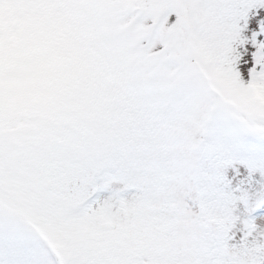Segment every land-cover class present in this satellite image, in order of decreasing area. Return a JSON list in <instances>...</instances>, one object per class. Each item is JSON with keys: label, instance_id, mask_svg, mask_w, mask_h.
<instances>
[{"label": "snow or ice", "instance_id": "6c2138e0", "mask_svg": "<svg viewBox=\"0 0 264 264\" xmlns=\"http://www.w3.org/2000/svg\"><path fill=\"white\" fill-rule=\"evenodd\" d=\"M0 264H264V0H0Z\"/></svg>", "mask_w": 264, "mask_h": 264}]
</instances>
